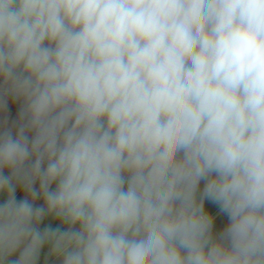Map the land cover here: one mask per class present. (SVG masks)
Returning <instances> with one entry per match:
<instances>
[{
	"label": "clouds",
	"instance_id": "obj_1",
	"mask_svg": "<svg viewBox=\"0 0 264 264\" xmlns=\"http://www.w3.org/2000/svg\"><path fill=\"white\" fill-rule=\"evenodd\" d=\"M0 264H264V0H0Z\"/></svg>",
	"mask_w": 264,
	"mask_h": 264
}]
</instances>
